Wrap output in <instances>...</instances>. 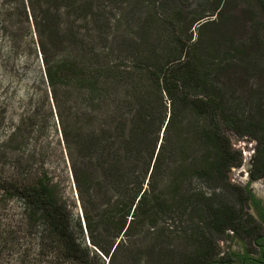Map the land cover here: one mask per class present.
Returning <instances> with one entry per match:
<instances>
[{
  "label": "trees",
  "instance_id": "16d2710c",
  "mask_svg": "<svg viewBox=\"0 0 264 264\" xmlns=\"http://www.w3.org/2000/svg\"><path fill=\"white\" fill-rule=\"evenodd\" d=\"M175 1L152 0L141 28L156 25L164 34L149 43L145 36L107 37L94 1L21 0L46 87L37 96L43 102L24 107L0 143V198L22 207L0 208V264H150L151 251L155 264H165L163 247L176 238L192 248L180 264H232L242 255H223L217 241L252 244L259 234L261 224L247 212L257 205L248 185L229 183L241 158L228 134L256 142L250 181L264 179V87L251 94L255 121L235 113L223 80L229 52L218 58L199 50L191 35L182 37L177 23L185 3ZM254 1L264 18V0ZM218 12L189 23L205 28ZM49 123L72 197L44 164ZM195 179L208 192L193 186Z\"/></svg>",
  "mask_w": 264,
  "mask_h": 264
},
{
  "label": "rangeland",
  "instance_id": "374dc122",
  "mask_svg": "<svg viewBox=\"0 0 264 264\" xmlns=\"http://www.w3.org/2000/svg\"><path fill=\"white\" fill-rule=\"evenodd\" d=\"M91 1L100 7L103 15L101 30L106 32L104 34H107V37L118 34L136 40L137 36H145L147 42L151 43L155 35L164 34L156 25L141 28L144 19L152 14L150 13L152 0ZM179 1L185 5L179 8L181 15L177 23L178 32L182 37L191 35V41L199 50L212 49L218 58L222 57L223 52H229L233 61L229 64L230 69L223 79L229 89L227 94L233 100L235 113H244L248 116L250 114L255 121L259 116L258 102H253L251 94L261 91L264 87V33L261 31L264 18L258 4L254 0H176L175 2ZM163 3V0H160L159 4ZM214 8H218L219 12L216 16L210 17L213 22L207 24L205 28L200 27V21L189 23L193 16L208 14ZM95 9L96 7L91 12H95ZM162 13L172 18L171 10L164 9ZM91 20L89 16L86 26L92 31L95 30L96 25ZM110 44L109 41L102 43L108 48ZM73 50L74 53L80 52L75 48ZM40 57L32 20L28 17L27 21L22 15L21 0H0V143L5 142L12 128L18 124L24 107L36 102L40 105L43 102L42 97L40 100H38L40 97H37L42 96L46 87L45 80L41 78L43 65ZM249 59L251 64H248ZM53 121L57 122L55 117ZM228 137L232 149L239 152L241 158L240 166L233 167L229 171V183L240 187L248 185L255 197H264V179L250 181L249 170L255 155L256 142L247 137L239 138L233 133H229ZM42 143L44 146L42 153H45L44 164L48 172L60 183L63 194L74 196L67 167H63L56 148L51 123L45 131ZM22 151L23 148L10 156L13 161ZM7 156L4 171L8 173L13 164L9 155ZM15 168L19 172L16 166ZM7 173H4V176ZM193 186L208 192V185L203 181L195 179ZM217 191L224 190L217 188ZM0 208H14L16 213L22 207L16 200L6 201L0 198ZM247 212L251 216L255 215L252 208ZM186 216L182 217V221L187 220L188 216ZM217 243L223 255L248 252L253 257H259V251L251 241L234 238ZM163 249L165 264H180L183 257L192 250L189 243L182 238L167 240ZM154 255L151 251L150 264L156 263ZM232 264L235 262L233 261Z\"/></svg>",
  "mask_w": 264,
  "mask_h": 264
},
{
  "label": "flooded vegetation",
  "instance_id": "af4514ba",
  "mask_svg": "<svg viewBox=\"0 0 264 264\" xmlns=\"http://www.w3.org/2000/svg\"><path fill=\"white\" fill-rule=\"evenodd\" d=\"M253 196L257 201V205L252 207L254 216L262 226L259 234L252 239V245L259 251V257H253L250 253L243 252L240 254L242 258L235 259V264H264V197L260 196L257 198L255 195ZM259 215H261V218Z\"/></svg>",
  "mask_w": 264,
  "mask_h": 264
}]
</instances>
